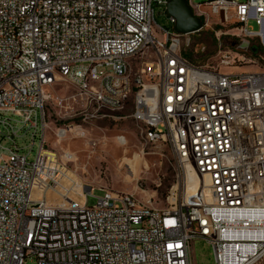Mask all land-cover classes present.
Listing matches in <instances>:
<instances>
[{"label":"built area","instance_id":"obj_1","mask_svg":"<svg viewBox=\"0 0 264 264\" xmlns=\"http://www.w3.org/2000/svg\"><path fill=\"white\" fill-rule=\"evenodd\" d=\"M168 2L0 0V264H191L198 240L214 264H264V70L231 74L222 69L237 67L234 59H184L174 19L170 29L155 23L154 7L166 15ZM186 2L202 25L229 17L236 37L264 49V0ZM59 83L73 93L52 96ZM48 101L84 109L79 124L56 129L58 142L129 107L142 150L168 144L202 183L189 185L184 170L179 195L160 211L79 182L69 157L46 148ZM11 117L33 129L31 139L40 123L31 162Z\"/></svg>","mask_w":264,"mask_h":264},{"label":"rangeland","instance_id":"obj_2","mask_svg":"<svg viewBox=\"0 0 264 264\" xmlns=\"http://www.w3.org/2000/svg\"><path fill=\"white\" fill-rule=\"evenodd\" d=\"M208 1L210 0H193L194 3ZM154 19L157 26L170 29L168 15L163 14V8L154 7ZM231 21L229 17L222 22L215 17L206 22L203 20L199 32L182 38L183 52L192 55L196 65L216 66L223 57L230 61L234 59L237 67L222 69L226 73L263 71L264 49L261 44L255 39L236 37L237 32L233 30ZM247 29L255 32L258 26L250 20ZM72 93L73 89L63 83L50 89L52 96H68ZM43 110L47 124L46 148L58 157H63L64 154L69 157L67 161L62 160L79 182L96 189L107 188L113 192L132 194L141 203L149 201V206L156 210L171 207V193L179 195L185 169L175 163L168 144H148L142 150L139 128L128 118L129 107L118 113H108L105 119L82 125L84 137H77L75 130L68 132L75 134H68L60 142L55 137L56 129L80 123V114L84 111L81 103L73 104L71 109L60 110L53 108L48 101ZM11 119L15 125V143L20 152L27 156V161L31 162L39 145L40 123L37 124L34 139H31L33 129L21 124L19 118ZM32 140L34 144L31 147ZM3 144L10 146L9 141ZM101 193L96 190L93 195L98 197ZM94 204L95 199L88 197L87 205ZM190 262L214 264L212 247L205 241H195L192 244ZM26 264L35 262L27 260Z\"/></svg>","mask_w":264,"mask_h":264},{"label":"water","instance_id":"obj_3","mask_svg":"<svg viewBox=\"0 0 264 264\" xmlns=\"http://www.w3.org/2000/svg\"><path fill=\"white\" fill-rule=\"evenodd\" d=\"M186 1L169 0L165 8L166 14L175 21L173 26V32L175 34H194L202 28L201 20L193 15Z\"/></svg>","mask_w":264,"mask_h":264},{"label":"bare ground","instance_id":"obj_4","mask_svg":"<svg viewBox=\"0 0 264 264\" xmlns=\"http://www.w3.org/2000/svg\"><path fill=\"white\" fill-rule=\"evenodd\" d=\"M77 131L78 134V129H73L71 128L70 132ZM197 181H199L200 183H202V178L195 172V170L193 169V167L187 165L185 166V182H187L189 185H192L193 183H196ZM206 183V180L204 181Z\"/></svg>","mask_w":264,"mask_h":264},{"label":"trees","instance_id":"obj_5","mask_svg":"<svg viewBox=\"0 0 264 264\" xmlns=\"http://www.w3.org/2000/svg\"><path fill=\"white\" fill-rule=\"evenodd\" d=\"M182 57L188 60L190 63L194 64L192 55L182 51Z\"/></svg>","mask_w":264,"mask_h":264}]
</instances>
